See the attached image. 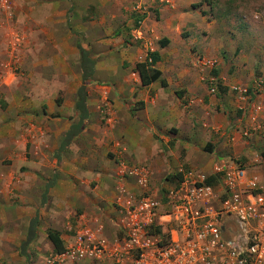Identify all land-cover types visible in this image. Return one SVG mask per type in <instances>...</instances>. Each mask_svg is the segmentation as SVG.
Masks as SVG:
<instances>
[{
	"label": "crops",
	"instance_id": "obj_1",
	"mask_svg": "<svg viewBox=\"0 0 264 264\" xmlns=\"http://www.w3.org/2000/svg\"><path fill=\"white\" fill-rule=\"evenodd\" d=\"M130 1L12 0L14 14H0V264H112L52 263L57 253L46 229L58 231L64 248L80 218L102 223L106 238L119 235L123 200L142 191L127 173L133 167L146 166L155 193L185 170L213 177L209 184L218 188L213 166L220 161L262 173L264 109L253 104L264 103V53L262 75L254 77L255 61L247 57L255 51L227 40L210 16L234 8L218 0H151L141 8ZM81 35L89 46L76 41ZM77 43L94 60L89 115L61 149L78 121ZM149 52L158 56L153 67L160 75L142 85L133 67ZM14 68H23V76ZM25 80L33 83L27 93ZM66 82L72 101L56 104L53 93L45 110L54 90L45 92L43 84ZM34 217L35 236L23 254Z\"/></svg>",
	"mask_w": 264,
	"mask_h": 264
},
{
	"label": "built area",
	"instance_id": "obj_2",
	"mask_svg": "<svg viewBox=\"0 0 264 264\" xmlns=\"http://www.w3.org/2000/svg\"><path fill=\"white\" fill-rule=\"evenodd\" d=\"M0 5L9 11L12 0H0ZM253 105L257 112L264 109V103ZM249 134L247 127L243 135ZM261 166L257 174L240 162L216 163L218 188L207 177L185 170L157 194L149 186L146 166L133 167L127 173L142 191L123 200L120 234L106 238L102 223L80 218L72 241L50 261L264 264V158Z\"/></svg>",
	"mask_w": 264,
	"mask_h": 264
},
{
	"label": "rangeland",
	"instance_id": "obj_3",
	"mask_svg": "<svg viewBox=\"0 0 264 264\" xmlns=\"http://www.w3.org/2000/svg\"><path fill=\"white\" fill-rule=\"evenodd\" d=\"M150 1L151 0H143L141 4L140 0H137V2H135L136 4L135 5L134 0H131L130 6L134 4L133 8H136V6L141 8L143 4L148 5ZM218 1H219L220 7L223 8L224 5L227 6L229 4L230 6L234 8V11L231 12V14L227 15V14H220L221 9H218V14H215L216 11L211 10L212 12L210 14L211 18L216 19L217 21L216 29H221V30L226 29L225 33L226 35L228 34L227 35L228 38L225 35L226 39L228 40V39L234 38V43L237 47L246 46L250 48L252 51H255L256 55L254 57L251 56V52H250L247 58L250 60V62L252 59H254L253 61H255L252 63V68H250L253 71V76L254 77L261 76L262 75L261 69H263V65H262V56H261L262 54L260 55V53H264V0H245L244 2H237V0L234 2H229V0H218ZM196 3L198 4V2H195V4ZM206 8L207 7H205V9ZM14 12H15V9L12 6H11V9L7 11V9L6 10L2 9L0 5V14H14ZM88 15H94V14H88ZM95 17H98V15H96ZM75 38H76V41L80 42L82 45L89 46L91 44L90 39L87 38L86 36H83V35L75 36ZM79 67H81L80 61H79V64L77 63V68H76V72H77L76 75L80 79L81 72L79 70ZM47 69H51V67ZM23 71H24L23 68L13 69V73H15L17 76L18 75L21 76V74L23 76ZM98 75H96V80H99ZM69 82L43 84L44 86L42 89H44L45 92L54 90L53 92L50 93L49 98L48 97L44 98L43 106L45 110L51 108L48 106V100H52L54 98L52 97L53 93L56 99L55 100L56 104H59L64 99L65 101H67V103H69V100L72 101L71 97L69 98L68 93H67V88L71 87V84ZM91 84L92 83H90V85ZM32 85L33 83L26 82L25 80V83H23V86L22 85L21 86L24 90H26V93H27L29 92ZM99 108H103V104L100 103ZM50 118L53 121H56L57 120L56 113L55 114L51 113ZM98 120L101 121L99 125H102L103 119L101 120L100 118H98ZM50 258L51 256L49 257L48 260H50Z\"/></svg>",
	"mask_w": 264,
	"mask_h": 264
},
{
	"label": "trees",
	"instance_id": "obj_4",
	"mask_svg": "<svg viewBox=\"0 0 264 264\" xmlns=\"http://www.w3.org/2000/svg\"><path fill=\"white\" fill-rule=\"evenodd\" d=\"M167 40H163L160 42V45H164ZM77 48L79 50V58H80V65L82 70V82L78 86L76 90V100L74 108L78 113V121L71 125L68 133L65 137L61 140L60 148L63 149L71 139L80 133L84 128V121L88 117L89 113L86 107V84L91 78V74L93 72L94 60L91 58V51L89 49L83 48L80 44L77 43ZM148 57L143 61L136 62L133 69L136 71L140 77V81L142 85H147L150 82L157 79L160 75V71L153 67V64L158 60V56L155 52H149ZM264 156V153H263ZM178 177V176H177ZM170 181L173 182L176 178L175 175L169 176ZM213 177H208L205 181L207 183L211 182ZM39 219L38 217H34L30 220L28 228H27V237L24 242L21 244V252L25 254V248L28 243L34 238L35 236V229L38 225ZM157 231H160L159 228H156ZM46 236L51 241L54 246V251L58 254L64 251V245L62 240L59 236L58 231L55 229L47 228L46 229Z\"/></svg>",
	"mask_w": 264,
	"mask_h": 264
}]
</instances>
